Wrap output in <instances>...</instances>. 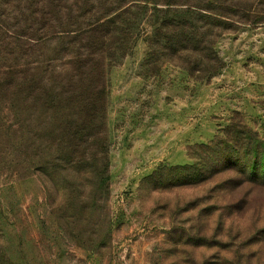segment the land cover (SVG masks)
<instances>
[{
	"label": "rangeland",
	"instance_id": "374dc122",
	"mask_svg": "<svg viewBox=\"0 0 264 264\" xmlns=\"http://www.w3.org/2000/svg\"><path fill=\"white\" fill-rule=\"evenodd\" d=\"M203 1L222 11L135 10L130 53L75 142L50 146L57 122L35 114L19 131L13 96L0 103V264H264V179L216 163L264 151V0ZM176 16L193 53L165 50Z\"/></svg>",
	"mask_w": 264,
	"mask_h": 264
},
{
	"label": "trees",
	"instance_id": "16d2710c",
	"mask_svg": "<svg viewBox=\"0 0 264 264\" xmlns=\"http://www.w3.org/2000/svg\"><path fill=\"white\" fill-rule=\"evenodd\" d=\"M3 1L7 0L0 3ZM8 6L0 5V17ZM139 6L145 14L151 6V17L163 13L160 7L165 6L176 10L171 12L176 15L198 13L201 21L221 10L217 3L203 0H13V18L6 15L13 20L10 36L3 33L5 25L0 22V44L5 38L13 41L7 45L8 55L0 58L9 63L0 72V103L13 96V117L19 131L29 128L30 115L44 116L57 122L52 131L57 137L50 140V146L57 147L75 142L79 133L88 131V125L90 129L95 126L87 120L103 112L108 69L130 53L133 29L138 27L134 12ZM152 27L155 33L150 46L156 47L159 28L156 23ZM159 27L172 31L169 39L164 37L165 50L178 54L195 51L187 21L176 16ZM232 148L239 164L231 154L216 163L222 167L234 163L242 174L250 172V176L264 179V151Z\"/></svg>",
	"mask_w": 264,
	"mask_h": 264
}]
</instances>
